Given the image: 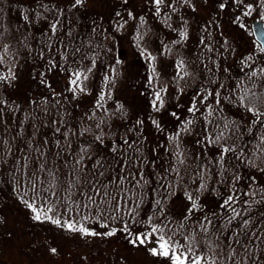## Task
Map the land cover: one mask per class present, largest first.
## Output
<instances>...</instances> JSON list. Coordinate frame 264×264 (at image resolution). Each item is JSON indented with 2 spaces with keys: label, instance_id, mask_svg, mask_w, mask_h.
<instances>
[{
  "label": "snow or ice",
  "instance_id": "snow-or-ice-1",
  "mask_svg": "<svg viewBox=\"0 0 264 264\" xmlns=\"http://www.w3.org/2000/svg\"><path fill=\"white\" fill-rule=\"evenodd\" d=\"M84 3L85 0H74L70 7L75 9ZM153 3L156 6V14L160 15V6L165 3V0H153ZM181 3L190 7L192 11H196L192 0H181ZM232 3L236 8L243 9L233 23L254 37L250 42V54L238 61L237 74H233L229 67H222L221 62L212 56L207 57L208 63H205L203 53H198L193 61L197 64L195 70H189L183 58L174 63L176 69V75L172 77L174 81L179 83L185 78H190L198 79L200 83L186 109L191 118L186 115L184 119H181L177 112L170 113L179 123L175 130L166 136L168 146L163 143L159 145L173 157L171 160H166L164 164H159V157L149 159L143 156L137 142L128 139V132L135 131V126L128 128L119 138L112 132L111 120L119 118L117 113L123 109V105L118 104L115 111L110 113L106 111L103 116L97 115L98 111L104 108L105 97H111L110 91L103 89L100 91L93 108L79 118L77 126L73 127L63 119V116L67 114L66 109L60 119L52 120L53 137H63V141L60 138L52 140V147H49L50 142L47 136L34 144L33 140L37 133L34 132L31 136L25 135L24 123L34 119L27 113L20 121L16 136L10 139L5 138L3 133L10 130V125L4 118V108L9 106V102L0 99V125L3 126V132H0V178L7 172L3 165L14 155L10 140L14 142L17 137L25 140L27 151L25 147H18L16 151L20 155L9 165V169L13 173L20 174V180L17 181L18 187L22 184L30 185L29 190L33 193L30 200L24 199L27 192H24L20 199L33 213L34 221H50L69 232H78L81 236L88 237H111L117 231H123L132 237L129 242L133 245L153 244V247L148 248L151 255L164 257L170 264H264V211L253 209V205L264 206V184H260L254 175L244 176L238 171L241 166H244L264 173V0H248V2L232 0ZM167 7L176 11L175 0H170ZM225 7V3L219 4L221 11ZM40 8L42 11L33 9L31 16L22 13L23 21L28 24L39 22L41 19L48 22V31L41 33L42 36H47V40L40 42L43 46L38 44L40 51L37 55L44 59V52L47 49L50 54L47 60L49 70L59 67L61 71L68 72L65 92H70L73 100L78 99L80 94H89L85 82L89 80V74L96 67V59L93 57L91 66L85 70H73L72 64L82 65V61L88 58V53L84 52L77 56L81 53L82 45L69 49L68 45L75 43L70 27L64 31V36L58 37L57 46L53 49L51 40L57 36L58 30L63 28L59 15H63L64 10L55 6L50 7L47 3H41ZM51 11H56L59 15L52 19L44 15ZM254 13L256 16L253 21L254 28H250L243 17H252ZM129 16H132V13H129ZM165 19L170 20L171 16L165 13ZM211 23L209 21L208 25L202 28V32H208ZM183 25L185 26L183 30L173 29L179 34V40L173 41V44L188 40L186 20H183ZM5 31L7 30L0 23V40L3 39ZM208 34L211 36L210 32ZM65 38H68V45H64ZM228 43L225 39L220 47L227 50ZM199 44L203 45L209 53L215 51L217 56L224 55L220 48L214 49L211 43H206L203 35L199 39ZM61 46L64 48L63 51ZM10 47L11 45L7 43L0 47V65H3L4 55ZM25 47L28 46L25 45ZM165 50L171 52L166 45ZM31 51L34 49H30ZM57 54L64 62L71 58L72 64L65 67V64L58 63L55 58ZM148 55L151 61L156 60L155 56L150 53ZM119 63L120 61L117 60V64ZM209 64L212 67H209ZM200 65H203V68ZM111 71L115 73V68ZM151 71L149 84H152L154 80L158 82L159 78L154 65ZM8 72L7 76L0 74V81L15 79V73L11 68ZM103 79L104 88L114 84V79L108 74H105ZM230 80L233 82L228 83ZM41 82H44L43 79ZM48 86L51 87V85ZM178 91L183 94L184 89L180 88ZM166 92L167 88H159L154 92L151 100L153 111L159 112L164 107V98L161 93ZM60 95L62 93H56L53 99ZM64 100H68L66 95ZM43 103L47 105V98L43 99ZM31 104L36 105L37 102L31 101ZM56 104H60V101L56 100ZM232 109L241 113L239 120L235 119ZM10 110L18 111L19 106ZM85 120L90 123L85 124ZM151 122L159 132H164L158 120L152 119ZM194 122H202L203 126L199 132ZM143 123V120L136 121V125L142 126ZM105 127L108 129L107 132ZM140 131L142 132V128ZM86 135L92 136L91 142L86 145L78 143L77 147H72L69 142L71 136L79 139ZM183 135H195L194 143L202 151L194 154L195 171L199 176V182L193 181L196 187L185 192L189 206L177 221L180 229V238L177 239V233L169 227L172 224V218L167 212L166 202L172 195L173 186L179 187L180 180L184 178L181 168L188 157L185 156ZM106 137L111 141L110 145L105 143ZM93 143L106 147L110 155L100 152L94 154ZM212 146L217 149L214 159L207 155L208 148ZM127 149H131L132 154H129ZM155 151L153 149V152ZM204 159L212 167L201 163ZM86 160L88 163L85 162ZM146 168L149 170L145 171ZM213 168L216 169L217 179L211 191L217 194L221 202L218 204V210L209 212L204 210L205 205L200 202V195L209 191L205 173L211 175ZM62 169L63 176H61ZM225 172H230V176L224 177ZM169 176L173 179L169 180ZM15 179L13 175V180ZM242 179L247 181L246 187L237 188ZM224 183H227L229 191L226 194H220L219 185ZM45 184L47 187H44ZM125 184L129 187L125 188ZM44 193L47 195H43ZM258 195L259 199H257ZM74 196H78L79 201L73 200ZM146 196L151 204L145 212L150 230L134 233L128 221L123 219V215H127L133 223H136V217L140 215L141 205ZM50 198H54L56 203L50 204ZM65 200L68 202L65 205L66 212L71 213L73 211L71 205L75 204L76 215H80L78 210L81 207L89 210L88 215L75 220L74 217L65 218L60 212H55L56 206ZM92 209H95L97 216L108 219L110 215L112 220L117 219V216L112 213H122L120 217L122 227L112 228L103 233L87 227L84 222L92 218ZM196 212H200L201 215H195ZM154 216L161 221L160 224L152 223ZM143 222V220L140 221V223ZM100 227L107 229L109 225L100 223ZM50 251L56 253L57 249L51 248Z\"/></svg>",
  "mask_w": 264,
  "mask_h": 264
},
{
  "label": "trees",
  "instance_id": "trees-1",
  "mask_svg": "<svg viewBox=\"0 0 264 264\" xmlns=\"http://www.w3.org/2000/svg\"><path fill=\"white\" fill-rule=\"evenodd\" d=\"M195 2L196 5H198L201 1L206 4V6L210 8L212 11V19H206L205 24L203 27L208 25V22L211 21V26L208 29V32L211 33V36H209L208 32H202L203 27H197L196 32L198 34H194L193 40L194 41V47L192 49L191 54H187L186 51H182V54L174 49L171 50V52H168L166 50L159 51V53H154V56L156 59L160 58V61H163L168 58L175 57L176 54L183 56L184 54L189 59H186L185 56L182 58L185 60V63L188 64L189 70H195L197 68V64L193 63V61L196 58V55L198 53H203L204 62L208 63L207 57L212 56L214 59H218L221 62L222 67H229L233 74H237L239 72V66L238 61L244 58L245 56H248L250 54L251 48H250V42L252 39L246 38L244 34V30H239V27L237 24H235L234 28L237 29L240 34L238 36L229 37L232 40V44L228 43V48L225 50V48H221V43L226 39V36L223 35L224 33H220L218 28H220V22L225 21V18L219 20L217 16H225L230 17L231 22L235 19L233 17V11L236 10V6L233 7L231 5V2L228 0H192ZM225 3L226 7L223 11L220 10L219 4ZM248 2V0H246ZM30 6H26L25 4L16 1V0H0V9H2V12H0V23L3 24L5 31L4 37L2 40H0V47H2L3 44L7 43L10 44L11 47L9 51L4 55V63L3 65H0V74L9 75L8 69L11 68L12 71L15 73V79H9L7 81H0V99L7 100L9 102V106L4 108V118L8 121V124L10 125V130L7 133H3L5 138H11L15 137L17 130L20 126V121L24 119L25 113L29 114L31 117H34V119L28 120L26 123H24L23 127L25 129V135L31 136L34 132H36L35 139L33 140V143L35 144L37 140H42L44 136H47L49 139V147H52L51 141L60 138L63 141V137H53L52 135V128L53 125L51 124V121L54 119H60L61 114L64 112V110H67V114L63 116V119L70 123L71 126L75 127L79 123V115H74L72 112L75 111V109H78L75 107V104L82 106H86L85 104L81 103V96H79L78 99L73 100L72 94L68 92L66 96L68 97V100L65 101L64 97L61 98V96H56L55 99L53 95H47L45 94L48 90L47 86L51 85L49 87L50 91L54 90V83L56 79L54 78H48L51 75L61 74L62 75L67 74L66 71H61L59 67L52 68L49 70V65L47 63V60L49 58V53L47 49H45L44 52V59H41L37 53L40 51V47H38V44H40L41 41L47 40V36H42L41 33H45L48 31L47 27V21L41 19L39 22H33L31 24H28L23 21L22 19V13L28 14L29 16L32 15V10L29 8ZM172 10L171 8H169ZM36 10L42 11L41 8H37ZM170 16L171 13H168ZM44 15L48 16L49 19L55 18L59 15L56 11L46 12ZM59 18L61 20V24L63 25V28L58 30L57 36L53 37L51 40V43L53 45V49L57 46L58 37L64 36V31L67 30L69 27L72 29V36L73 40L75 41L74 44L68 45V38H65L64 45H68L69 49L76 46V44L83 43L84 37H88L86 39V47H82L87 52H90L93 54V51L100 52L99 54L102 56V54L105 53L104 50H99L98 48H94V38H92L89 35V32H91V29H96V27H100L102 22L100 23L101 18H98V21L96 19L94 9L91 7L89 8L84 7L83 9L77 7L75 9L73 8H67L64 9V14L59 15ZM174 18L171 17V19L164 20L163 16L160 13V15H157L156 12H153L148 17H144L143 20L137 19L135 22L130 23L128 25L129 34L131 37V43L135 45H141L142 41H148V38L155 34V38H150L155 45L156 43L165 42L166 35L164 34V29L168 28V24L171 26L170 30L172 31L173 25H175L176 28L179 29L181 25L178 24L179 21L175 24ZM218 20V21H217ZM168 21V22H167ZM168 23V24H167ZM219 23V24H218ZM219 25V26H218ZM215 26V27H214ZM91 30V31H90ZM170 32V31H169ZM50 34V33H49ZM201 35L204 36L206 43H211L215 48H220V51L224 53V55L217 56L215 51L209 53L206 51V49L203 47V45L199 44V39ZM243 35V36H242ZM24 37H27V39H24ZM100 40V38H99ZM192 40V41H193ZM227 40V41H228ZM97 42V40H95ZM229 42V41H228ZM98 43V42H97ZM27 45L28 47H25ZM40 46H43L40 44ZM79 46V45H77ZM30 49H34V51L30 52ZM170 49V48H169ZM64 48L61 46V51H63ZM139 50V49H137ZM81 53L77 54V56H80ZM56 61L58 63L65 64V67H68L69 64H72L71 58L69 61L64 62L61 61L60 56L56 55ZM259 59V57H257ZM177 61H179V58H176ZM80 63L72 64V69L74 67L79 68ZM82 64H84V60L82 61ZM82 66V65H81ZM201 68H203V65H200ZM209 67H212L211 64H209ZM247 71V69H245ZM43 74V76H42ZM68 75V74H67ZM43 79V83L41 82ZM59 79V78H58ZM68 80V78H66ZM114 83L117 80V78H113ZM67 82V81H66ZM233 81H228V83H232ZM48 83V85H46ZM105 83V82H104ZM200 83V80L196 79H190L185 78V80L179 81L177 83L172 78L168 79L167 84L174 86L176 89L177 87L183 88V94L184 93H195L196 88L198 87ZM148 84V83H147ZM153 84V83H152ZM149 84L147 87V90L153 91L154 84ZM165 84L162 86L165 87ZM114 84H109L106 90H109V86H112ZM67 86V85H66ZM136 86L133 87V89H137ZM35 88L36 90H33ZM66 87H64L65 89ZM183 94H178L174 98H170L172 100H177L179 98H182ZM161 95L164 98L165 101V107L161 109V112H155L153 111L151 107V102H148L146 106L149 107V111L144 112L143 116L141 117V114L138 115V118L140 117V120H143V125H139L140 128L144 127L142 129V132L137 128L133 132H128V139L130 141H133L130 137V134H136L137 136H140L142 139L141 141L136 140L137 144L141 147L143 156L148 157L149 159H153L156 157H159V164H164L166 160H171L173 157L165 152V149L163 147H159L161 143L165 144V146H168V141L166 140V136L175 130L176 125L179 123V121L175 120L170 113L172 111H177L173 107L174 101L171 103L169 101L168 95L166 93H161ZM47 98L48 103L45 105L43 103V99ZM151 99V98H150ZM56 100L60 101V104H56ZM31 101H36L37 104L33 105L31 104ZM68 103V105L66 104ZM123 105V109L117 113V116L119 118H114L111 120L112 124V132L117 134V138L121 136L128 128L133 127L132 125V116L131 111L127 109L128 105L124 103V101H121L120 103L114 101L112 99L111 102H105L104 108L100 109L97 113L99 116L105 115V112H113L116 110L117 105ZM17 106H19L18 111H11L10 109H15ZM131 106V105H130ZM136 106V105H134ZM133 106V107H134ZM83 108V107H82ZM92 107H86L83 112L81 113V117L84 113L88 112ZM45 112H47V115H45ZM140 112V111H139ZM177 113L181 119H184L186 115L190 117V114L187 113H181L178 111ZM159 113V114H158ZM232 114H234L235 119L239 120L241 117V113L238 112L236 109H232ZM199 115V114H197ZM156 119L160 122L161 126L164 128V132H159L156 127L152 124L151 120ZM85 124L90 123L89 121L85 120ZM202 122H194V126L196 127L197 132L200 131L201 127L203 126L201 124ZM36 127H33V126ZM44 125H47L46 127ZM59 126V125H56ZM243 130V129H242ZM63 131V129H61ZM105 131L107 132L108 129L105 127ZM0 132H3V126L0 125ZM111 135V133H109ZM247 136V133L245 134ZM158 136V137H157ZM72 147H77V144H87L92 140L91 135H86L82 138H77L76 136L70 137ZM87 139V141H83ZM182 139L184 140V149H185V156L188 157L185 164L181 168V174L184 177L182 180H180L179 187L173 186L172 189V195L177 193L176 198H169L166 202L167 212L172 218V224L169 225L170 228L173 229L177 233L176 238L179 239V232L180 229L178 227L177 221L184 215L186 207L189 206V201L184 200L185 192L191 191L196 187V183H193V181L199 182V176L195 171V161H194V154L197 152H201V148L198 147L194 140L196 139L195 135H183ZM12 152L14 153L13 157L8 159V162L3 165V168L7 170L6 174L2 175V178H0V257H3L7 254L8 251V241H17L16 242V248L19 249L21 252L25 253L27 256V262H23L22 264H39L37 260H35V256L40 254L38 250L32 252V249L36 246L38 248V238L35 236L36 230H43L46 234V241L47 246L56 248V253H49L47 252L46 247L44 246V249L46 250L47 257H48V263L47 264H64V262L60 261L63 260L66 251H79V246L81 245L82 239L84 240V236H81L78 232H69L66 229H63L61 227H58L54 224H52L50 221H43L38 222L34 221L32 219L33 213L22 203L20 196L27 192V195H24V199H29L32 197L33 193L29 190L30 185L24 186L23 184L18 187L17 181L20 180V174L19 173H13L11 169H9V165L13 163L15 158L20 155L16 151L18 147H25L26 141L17 137V139L12 142ZM231 141H229L230 143ZM105 143L109 144L111 141L106 137ZM136 145H134L135 147ZM251 147V146H250ZM127 148V146H125ZM153 149L156 151L153 152ZM25 151H27V148L25 147ZM53 151H55L53 149ZM129 154H132L131 149H127ZM217 149L215 146L209 147L207 151V155L209 157L215 158V153ZM92 152L95 154L97 152L104 153L106 155H110L107 152L106 147H102L98 143H93ZM67 158V157H65ZM88 163V161H85ZM57 163H61L60 161H57ZM201 163L208 164V161L206 159L202 160ZM159 164L157 165L159 167ZM209 167H212L211 164H208ZM228 165H226L227 167ZM253 168H245L244 166H241L238 171H240L244 176L245 173H248ZM30 170V169H29ZM149 169H145V171H148ZM216 169L213 168V173L210 175L208 173H205V179L206 182H208V188L209 191H205L200 195V202L205 205L206 211H216L218 210V204L221 202L217 198V194L213 193L211 191L212 185L215 183L217 177L215 175ZM13 175H15L16 179L13 180ZM61 176H63V169L61 172ZM230 172H225L224 177H229ZM169 180L173 179L172 176H169ZM223 179V178H222ZM187 181L189 183V186L185 183ZM247 184L246 180H241L240 183L236 186L237 188H244ZM44 187H47V184L44 185ZM125 188H128L129 185L125 184ZM229 189L227 186V183L219 185V193L220 194H226L228 193ZM59 194V193H58ZM43 195H47L44 193ZM131 195V193H129ZM195 195V194H194ZM186 198V197H185ZM78 196H74L73 200L79 201ZM257 199H259V195L257 196ZM39 203V201H37ZM50 204H55V199L50 198L49 199ZM68 202L65 200L59 205L56 206L54 209L55 212H60L62 215H64L65 218H73L75 220H80L81 216L88 215L89 210L80 208L78 211L80 215H76V206L75 204H72L71 207L73 211L71 213L65 211V205ZM178 204H181V206H178ZM151 207V204L149 203V199L146 196L144 198V202L141 205L140 209V215L136 217V223H133L131 218L127 215H123L122 213H112L117 216L116 220H112L110 218V215L108 219H105L104 217H99L96 215L95 209H92V218L85 223V225L91 229H95L97 232H106L108 230H111L112 228L120 229L122 227V221L120 219L121 215H123V219L128 221L129 227L132 229V231L135 232H141V231H149L150 228L147 223V219L145 216V212H147L148 208ZM253 209H259L261 211H264V206H257L253 205ZM223 211V210H220ZM52 215V213H50ZM195 215L199 216L201 215L200 212H196ZM16 217V219L24 220L22 223L21 220H18L16 222V226L23 227L29 234L31 235V239L29 241L24 240H18L14 238V234L11 231V223H10V217ZM97 220H99V223H97ZM144 221L143 223H140V221ZM100 223H107L109 227L102 228L100 227ZM152 223L154 224H160L161 221L157 219L155 216L153 217ZM171 234V233H169ZM105 237V236H104ZM105 238H111L110 241L113 243H116L120 239L127 238L126 240L130 241L132 237H130L127 233L123 231H117L114 236L111 237H105ZM7 244L5 245V243ZM44 243V242H43ZM45 244V243H44ZM73 245V246H72ZM142 248L146 249L148 245H139ZM44 254V253H43ZM59 254L60 256L56 255ZM79 254V253H78ZM64 255V256H63ZM63 256V257H61ZM61 257V258H60ZM160 261H166L167 264H170L169 261H167L164 257L156 256ZM58 258L59 260H57ZM1 259V258H0ZM0 264H6L1 262Z\"/></svg>",
  "mask_w": 264,
  "mask_h": 264
},
{
  "label": "rangeland",
  "instance_id": "rangeland-1",
  "mask_svg": "<svg viewBox=\"0 0 264 264\" xmlns=\"http://www.w3.org/2000/svg\"><path fill=\"white\" fill-rule=\"evenodd\" d=\"M16 1H19L26 6H30L29 8L31 9L40 8L41 3H47L50 7L55 6L63 10L70 8L71 3L74 2V0ZM228 1L231 2V5H233L232 0ZM169 2L170 0H165V3L160 6L163 21H166L165 13H171V17L174 18L173 20L175 21V24L177 23V21H179L178 24L181 25L179 29L176 28L175 25H173V29L177 30H183V28L185 27L183 25V20L187 21L186 27L189 33V38L187 41L179 44H173V41L179 40V34L178 31H174L173 29L171 31V26H169L168 23V28L164 29V34L166 35L165 42H158L153 45V43H151L152 40L150 39L155 38V34H153L148 38V41H142L141 45L134 46L131 43V37L130 35H128V25L135 22V20L140 19L141 17H148L153 12H156V6L154 5L153 0H127V2H125V0H85V3L79 7L80 9H83L87 6L89 8L92 7L94 9L97 21L99 17L101 18L100 23L102 22V25L98 28L96 27V29L94 30L91 29L92 31L90 30L91 32H89V35L94 38L93 47L98 48L100 51L104 50L105 53L101 56L99 54V51L96 52L94 50L93 54H91L90 52H87L85 50V52L88 53V58L84 59V64H82V66L81 64H79V68H73V70H85L86 68L91 66V59L93 57L96 59V67L93 69L92 73L89 74V80L85 82L89 94H80L81 103L85 104L86 106H82V108L80 105L75 104V107L78 109H75V111L72 112L74 115H79L78 117L80 118L81 113L86 107H92L94 105L98 94L103 89L105 91L111 92V97L109 98L108 96H106L105 101L111 102L113 99L118 103L124 101V103L128 105L127 109L132 112V125L135 126V128H137L139 131L141 130V128L139 125H136V121L140 120V117L138 118V115L141 114V117L144 118L143 113L149 111V107L146 105L148 102H151L156 90H158L159 88H163L162 86L164 85V83H166L164 88H167L166 95H168L169 99L174 98L176 97V95L180 94V92L178 91V87L176 89L174 86L167 84L168 79L176 75L174 63L177 62V57L180 60L183 56L186 57L188 53H192L195 41L193 40V36H195L194 34H198V32H196V26L203 27L206 19H212V11L210 10V8H208L209 5L207 7L206 4H204L202 1L198 5H196L195 2L192 1V3L196 7V11H192L190 7L182 5L181 0H175V7L177 10L173 11L170 10L169 7H167ZM234 6L235 5H233V7ZM242 10V8H236V10L233 11V17L240 15ZM117 13H119V15H117ZM129 13H132V16H129ZM216 17L219 18V20L220 18H225V21L220 22V28H218V30L220 33H224L223 35L226 36L227 40L231 37L235 38V36H238V34H240L238 28H234L235 24L233 23V21L231 22L230 17L220 15L217 16V14ZM255 19V13L252 15V17H243L244 22L247 23L250 28L252 22ZM120 25H123V27H120ZM239 30L241 29L239 28ZM244 34L246 38L252 40L254 39V37H252L248 32H244ZM86 39H88V37H84L83 41H81L83 43L76 44V46L82 45V47H86ZM95 40H97L98 43L95 42ZM228 41L232 44V40ZM165 45L171 50L176 49L178 52L180 50L181 54L182 51L184 52L185 50L187 54L181 56L177 53L176 58L170 57L163 61H160V58H158L155 61H151L148 54L150 53L152 56H154V53H159V51L162 52L163 49L165 50ZM83 50L84 49H82L81 54L84 53ZM186 59L189 58L186 57ZM117 60L120 61L119 64H117ZM153 65L156 67L157 72L159 73V78L158 82L156 80H154L153 82L154 90L149 91L147 90V87L149 86V78L152 76L151 69ZM112 68H115V73L111 71ZM62 74L63 72H61V74L51 75L48 77L54 78L56 80L53 81L54 90L50 91L49 87L47 86L48 91L45 94L53 95L55 93H62V95L60 96L61 98H63L68 93L65 92L64 89V87H66L68 83V80L66 79L68 78V72L66 76ZM105 74L110 75L112 78H117L114 85L109 86V90H106V88H104L103 78ZM46 85H48V83ZM136 85L137 89H133V87ZM33 90L36 89L33 88ZM193 95V93H184L182 98H179L177 100L174 99L175 101H171L170 99L169 101H171V103L174 101L173 107L175 108V110H177V113H179L178 111H180L181 113H187L186 109L190 105V101ZM114 96L116 97L115 99ZM66 104L68 105V103ZM143 128L144 127H142V129ZM130 137L132 140H142L140 136H137L135 133L130 134ZM69 142H71V139ZM249 174L254 175L260 184H264V173H260L253 168L250 172L245 173V176ZM185 183L189 186V183L187 181H185ZM173 197H178L177 193L171 195L170 198ZM183 199L185 201L187 200L185 197ZM177 205L181 206V204L178 203ZM18 220L14 216L10 217V223L12 225L11 231L13 232L11 234H14L13 237L18 240L29 241V239H31V235L23 227L16 226V222ZM21 221L22 223L24 222V220ZM100 233H102V231ZM35 236L38 238L37 243L39 242V244L38 248L36 244V246L32 249V252L37 249L40 253L35 256V260L40 262L39 264H47V252L49 251V253H51L50 249L52 247L47 246V236L43 230H36ZM126 239L123 238L116 243H113L112 241H110L111 238H105L104 236H84V240L82 239L83 242H81V245L79 246V251H66L64 259L60 261H63L64 264H167L166 261H160L156 256L151 255V253L148 251L149 247L154 246L153 244H147L148 246L146 247V249H144L139 245H133ZM16 242L8 241V251L6 255L0 257L1 262L6 264H22L23 262H27V255L16 248ZM6 244L7 242L5 243V245ZM44 246L46 247L47 252L44 249ZM56 255L60 256L59 254ZM56 259L59 260L58 258Z\"/></svg>",
  "mask_w": 264,
  "mask_h": 264
},
{
  "label": "flooded vegetation",
  "instance_id": "flooded-vegetation-1",
  "mask_svg": "<svg viewBox=\"0 0 264 264\" xmlns=\"http://www.w3.org/2000/svg\"><path fill=\"white\" fill-rule=\"evenodd\" d=\"M114 99H115V98H114ZM83 141H87V139H85V140H83ZM91 141H92V140H91ZM91 141H90V142H91ZM134 141H136V140H134Z\"/></svg>",
  "mask_w": 264,
  "mask_h": 264
},
{
  "label": "water",
  "instance_id": "water-1",
  "mask_svg": "<svg viewBox=\"0 0 264 264\" xmlns=\"http://www.w3.org/2000/svg\"><path fill=\"white\" fill-rule=\"evenodd\" d=\"M252 28H254L253 22H252Z\"/></svg>",
  "mask_w": 264,
  "mask_h": 264
}]
</instances>
